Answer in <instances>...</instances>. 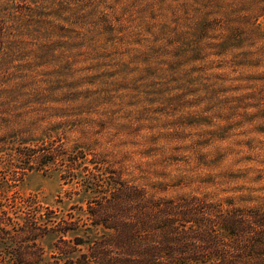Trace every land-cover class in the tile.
<instances>
[{
    "label": "rangeland",
    "instance_id": "obj_1",
    "mask_svg": "<svg viewBox=\"0 0 264 264\" xmlns=\"http://www.w3.org/2000/svg\"><path fill=\"white\" fill-rule=\"evenodd\" d=\"M25 143L56 165L7 166ZM0 153L11 201L54 217L99 199L91 175L264 213V0H0Z\"/></svg>",
    "mask_w": 264,
    "mask_h": 264
},
{
    "label": "trees",
    "instance_id": "obj_2",
    "mask_svg": "<svg viewBox=\"0 0 264 264\" xmlns=\"http://www.w3.org/2000/svg\"><path fill=\"white\" fill-rule=\"evenodd\" d=\"M17 150L5 162L22 174L56 165V153L45 146L25 143ZM91 176L93 183L82 184V194L99 199L81 209L80 217H54L43 214L37 202L11 201L13 185L0 177V264H264L262 211L224 209L196 198L155 199L125 183ZM18 205L31 213L20 214ZM49 235L57 238L59 255L53 260L43 256L38 243ZM217 245L225 249L210 250Z\"/></svg>",
    "mask_w": 264,
    "mask_h": 264
}]
</instances>
